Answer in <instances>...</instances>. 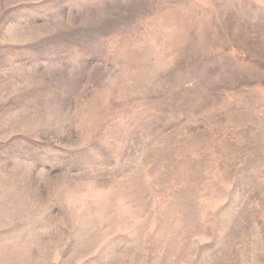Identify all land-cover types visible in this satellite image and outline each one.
Here are the masks:
<instances>
[{"label":"rangeland","instance_id":"rangeland-1","mask_svg":"<svg viewBox=\"0 0 264 264\" xmlns=\"http://www.w3.org/2000/svg\"><path fill=\"white\" fill-rule=\"evenodd\" d=\"M0 264H264V0H0Z\"/></svg>","mask_w":264,"mask_h":264}]
</instances>
